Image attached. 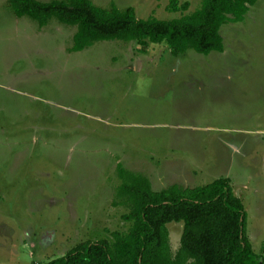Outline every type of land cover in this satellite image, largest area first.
Here are the masks:
<instances>
[{"label":"rangeland","instance_id":"obj_1","mask_svg":"<svg viewBox=\"0 0 264 264\" xmlns=\"http://www.w3.org/2000/svg\"><path fill=\"white\" fill-rule=\"evenodd\" d=\"M113 1L171 18L201 0ZM74 30L0 0V264H42L125 230L117 162L152 188L228 176L264 264V0L223 23L224 49L206 54L122 39L69 50ZM166 225L174 252L182 222Z\"/></svg>","mask_w":264,"mask_h":264},{"label":"trees","instance_id":"obj_2","mask_svg":"<svg viewBox=\"0 0 264 264\" xmlns=\"http://www.w3.org/2000/svg\"><path fill=\"white\" fill-rule=\"evenodd\" d=\"M256 0H201L190 12L171 18L137 16L131 6H109L92 0H8L13 12L29 15L44 25L49 18L74 24L69 50H80L102 39L135 41L144 52L149 42L166 43L172 52L222 51L220 27L243 19ZM177 0H170L176 9ZM188 3L181 4L187 8ZM119 179L114 204H124L125 230H111L112 238L85 239L64 254L42 264H259L245 233V209L228 176L193 186L151 187L149 178L116 163ZM168 221H181L179 246L169 243ZM35 264V263H33Z\"/></svg>","mask_w":264,"mask_h":264},{"label":"crops","instance_id":"obj_3","mask_svg":"<svg viewBox=\"0 0 264 264\" xmlns=\"http://www.w3.org/2000/svg\"><path fill=\"white\" fill-rule=\"evenodd\" d=\"M40 26V25H39ZM42 26V25H41ZM75 31V30H74ZM224 43V42H223ZM224 49V48H223ZM172 184V183H171ZM178 184V183H177ZM180 185V184H179ZM196 185V184H195ZM181 186H187V185H182L181 184ZM188 186H193V185H188ZM163 187V186H162ZM162 187H159V188H153V189H160V188H162Z\"/></svg>","mask_w":264,"mask_h":264}]
</instances>
